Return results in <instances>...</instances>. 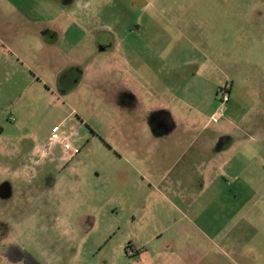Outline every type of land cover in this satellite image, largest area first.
Masks as SVG:
<instances>
[{"label":"rangeland","instance_id":"rangeland-1","mask_svg":"<svg viewBox=\"0 0 264 264\" xmlns=\"http://www.w3.org/2000/svg\"><path fill=\"white\" fill-rule=\"evenodd\" d=\"M178 123L237 144L208 193L158 152ZM0 237V264H264V0H0Z\"/></svg>","mask_w":264,"mask_h":264},{"label":"crops","instance_id":"crops-1","mask_svg":"<svg viewBox=\"0 0 264 264\" xmlns=\"http://www.w3.org/2000/svg\"><path fill=\"white\" fill-rule=\"evenodd\" d=\"M64 12L67 13L66 11ZM60 13H62L61 8H60ZM68 14L75 16L76 9L69 10ZM212 116L215 115L213 114ZM220 119L221 118H218V121H220ZM210 127H212V125L207 123H205L204 125L197 123H191V124L178 123L176 127L174 128L171 127L172 130L164 134L165 137H164V141L162 142H165V145L158 148L159 149L158 152H160L162 148H165L164 150L161 151V153H164L165 156L178 154L177 159L173 157L171 158L173 160L172 164L176 166V163L178 162H182L183 164L185 162V166L183 170L184 169L191 170L192 172H195L199 178H201L202 184L200 189H201V193L203 194L208 193L207 191L209 190L215 189V183L217 182V179L221 176L219 175L220 173L216 168H219L217 166L221 167L222 161H223L222 168L225 169L224 171H228V172L230 171L231 162L229 158L231 156V153L233 152L232 148L237 145L236 143H230L228 146H226V148L222 149L223 147L222 141L215 139L214 132L218 131L216 130L217 127H212V131L209 133L208 137L206 138L204 131L206 130L210 131ZM179 128H182V132H179L178 138H175L176 136L175 134ZM193 131L194 132L197 131L196 138L193 140H189V139L187 140L185 136H188V134L192 133ZM200 134L202 135L201 136L202 138L201 137L197 138V136H200ZM225 155H227V158H225ZM223 156L224 158L222 159ZM245 181H249V179L245 178ZM250 186H252L251 183ZM206 232L207 231L204 229L200 230V233L203 236L208 235V233ZM211 232L214 235H217L216 233L217 230L216 231L211 230Z\"/></svg>","mask_w":264,"mask_h":264},{"label":"built area","instance_id":"built-area-1","mask_svg":"<svg viewBox=\"0 0 264 264\" xmlns=\"http://www.w3.org/2000/svg\"><path fill=\"white\" fill-rule=\"evenodd\" d=\"M220 96H221V103H227L228 101V93L225 92V90H220ZM216 116V117H215ZM214 116V119L220 116V113L217 112ZM69 136L65 134L64 132L61 131V126L57 125L52 127L51 129V135L48 138V142L49 144H52L54 142H60V144L62 145L63 149L66 152L70 153V157L73 158L75 157L78 153H79V149L78 148H74L71 144V142L69 141Z\"/></svg>","mask_w":264,"mask_h":264},{"label":"trees","instance_id":"trees-1","mask_svg":"<svg viewBox=\"0 0 264 264\" xmlns=\"http://www.w3.org/2000/svg\"><path fill=\"white\" fill-rule=\"evenodd\" d=\"M3 256L10 264H41L33 254L16 243L8 244L3 250Z\"/></svg>","mask_w":264,"mask_h":264},{"label":"flooded vegetation","instance_id":"flooded-vegetation-1","mask_svg":"<svg viewBox=\"0 0 264 264\" xmlns=\"http://www.w3.org/2000/svg\"><path fill=\"white\" fill-rule=\"evenodd\" d=\"M225 87H226V86H225ZM221 89H222V90H225V92H227V93H228V91H227V87H226V88H224V87H223V88H220V89L218 90V93L220 92V90H221ZM220 141H222V142H223V140H220ZM0 238H1V237H0Z\"/></svg>","mask_w":264,"mask_h":264}]
</instances>
